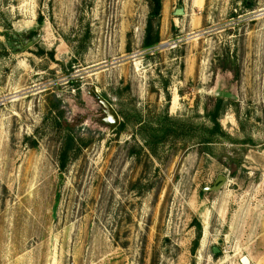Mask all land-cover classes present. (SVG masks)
<instances>
[{
    "label": "rangeland",
    "instance_id": "rangeland-1",
    "mask_svg": "<svg viewBox=\"0 0 264 264\" xmlns=\"http://www.w3.org/2000/svg\"><path fill=\"white\" fill-rule=\"evenodd\" d=\"M149 13L0 0V264H264V0H163L145 48ZM218 98L232 141L150 154L141 120L209 124ZM68 136L81 150L62 171Z\"/></svg>",
    "mask_w": 264,
    "mask_h": 264
},
{
    "label": "trees",
    "instance_id": "trees-1",
    "mask_svg": "<svg viewBox=\"0 0 264 264\" xmlns=\"http://www.w3.org/2000/svg\"><path fill=\"white\" fill-rule=\"evenodd\" d=\"M149 19L147 23L146 36L144 39L145 48H153L161 42L160 20L162 17L163 0H149ZM39 24H43L41 18ZM36 34V31L31 33ZM44 54L42 51L41 55ZM54 58L53 53L51 54ZM62 101L57 98V104L53 105L54 110H60ZM226 105L222 98H218L211 110H207L209 124H196L190 120L173 118L166 114L158 117L154 122H139V132L145 142V146L150 154L156 156L158 151L171 142H185L201 146H210L218 141H232V137L227 134L221 124L222 115ZM53 111V110H52ZM56 127L66 128L57 122ZM64 127V128H63ZM120 127V126H119ZM65 132L67 129H64ZM80 144L72 136L66 139L59 156L60 168L65 171L68 165L75 160L80 152ZM201 238L199 233L198 241ZM197 241V243H198Z\"/></svg>",
    "mask_w": 264,
    "mask_h": 264
},
{
    "label": "water",
    "instance_id": "water-1",
    "mask_svg": "<svg viewBox=\"0 0 264 264\" xmlns=\"http://www.w3.org/2000/svg\"><path fill=\"white\" fill-rule=\"evenodd\" d=\"M90 95L93 97H96L103 107V114L105 115L103 123L109 126L111 131L117 130L121 124L120 118L117 112L112 108V106L103 97L99 95L96 88L91 89ZM226 182H227V178L224 176H220L217 179L214 186L207 187L203 191L204 193H218L224 188ZM219 251L220 250L218 248H214L213 250L214 254L219 253Z\"/></svg>",
    "mask_w": 264,
    "mask_h": 264
}]
</instances>
